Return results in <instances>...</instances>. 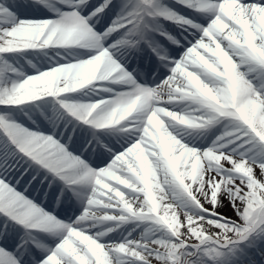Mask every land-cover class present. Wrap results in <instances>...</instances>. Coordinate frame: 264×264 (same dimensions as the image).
I'll list each match as a JSON object with an SVG mask.
<instances>
[{"label": "snow or ice", "instance_id": "snow-or-ice-1", "mask_svg": "<svg viewBox=\"0 0 264 264\" xmlns=\"http://www.w3.org/2000/svg\"><path fill=\"white\" fill-rule=\"evenodd\" d=\"M0 264H264V0H0Z\"/></svg>", "mask_w": 264, "mask_h": 264}, {"label": "bare ground", "instance_id": "bare-ground-1", "mask_svg": "<svg viewBox=\"0 0 264 264\" xmlns=\"http://www.w3.org/2000/svg\"><path fill=\"white\" fill-rule=\"evenodd\" d=\"M221 211L226 212L227 215H230V216L232 215V212H231L230 209H227V208L226 209H221Z\"/></svg>", "mask_w": 264, "mask_h": 264}]
</instances>
